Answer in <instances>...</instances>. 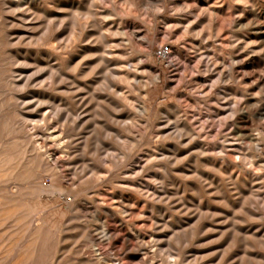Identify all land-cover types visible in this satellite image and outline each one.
Segmentation results:
<instances>
[{
	"label": "rangeland",
	"instance_id": "obj_1",
	"mask_svg": "<svg viewBox=\"0 0 264 264\" xmlns=\"http://www.w3.org/2000/svg\"><path fill=\"white\" fill-rule=\"evenodd\" d=\"M14 1L0 0V124L29 111L41 118L49 106L55 123L0 125V264H144L130 261L138 247L130 231L157 243L159 264L169 253L180 264H264V172L239 171L221 145L240 137L225 94L240 106L241 92L264 104V0H34L33 13ZM161 46L166 59L156 56ZM216 60L233 74L218 78ZM8 74L24 80L19 91ZM16 92L39 100L25 108ZM247 113L255 133L264 131V111ZM21 127L50 133L56 140L36 137L42 163L51 152L60 162L46 170L41 159L22 160ZM230 175L255 178L252 202V183L227 185Z\"/></svg>",
	"mask_w": 264,
	"mask_h": 264
},
{
	"label": "bare ground",
	"instance_id": "obj_2",
	"mask_svg": "<svg viewBox=\"0 0 264 264\" xmlns=\"http://www.w3.org/2000/svg\"><path fill=\"white\" fill-rule=\"evenodd\" d=\"M2 1V0H1ZM33 1L34 0H24L23 1V3H22V1H14L15 2V5L17 6V7H20L21 6V4H27L28 3V7H27V10H30L32 13L33 12H35L34 11V9H33V6L35 5V3L36 2H34V5H33ZM126 1V0H125ZM130 1V0H129ZM147 1V0H146ZM256 2H258V1H256ZM63 3V2H62ZM38 5H39V3H37ZM12 5V4H11ZM14 5V6H15ZM33 5V6H32ZM210 5V4H209ZM13 6V7H14ZM43 6V5H42ZM42 6H40V8L42 7ZM12 7V6H11ZM11 7H10V9H11ZM12 7V8H13ZM24 7H25V5H24ZM35 7V6H34ZM46 7V6H45ZM44 7V8H45ZM257 7V6H256ZM7 8H8V4H7ZM37 8V7H36ZM39 8V9H40ZM16 9V8H15ZM23 9V8H22ZM25 9V8H24ZM219 9V8H218ZM7 10V9H6ZM259 10V9H258ZM16 11H20V10H16ZM46 11V10H45ZM240 11V10H239ZM250 11H251V9H250ZM21 12V11H20ZM23 12V11H22ZM218 12V11H217ZM242 12V11H241ZM253 12V11H252ZM41 13V12H40ZM250 13V12H249ZM107 14V13H106ZM113 15V14H112ZM209 15L210 16H214V12H209ZM254 15L257 17V15H259V14H257V13H255L254 12ZM106 16H108V15H106ZM21 18H22V20L23 21H26L27 20V18H28V16H27V14L26 13H21ZM30 20V19H29ZM253 20V19H252ZM17 21H18V19H17ZM208 21V20H207ZM251 21V20H250ZM255 21V20H254ZM253 21V22H254ZM13 22V21H12ZM259 22V21H258ZM257 21H256V23H258ZM3 23V22H2ZM5 23V22H4ZM7 23V22H6ZM211 23H212V20H211ZM24 24H26V23H24ZM29 24V23H28ZM239 24V23H238ZM250 24V23H249ZM7 25V24H6ZM48 25V24H47ZM100 25V24H99ZM256 25V24H255ZM240 26V25H239ZM47 29H49V28H47ZM254 29H260V27L258 26H256V27H254ZM195 30V29H194ZM121 32V31H120ZM122 33H123V31H122ZM118 34V33H117ZM8 35V34H7ZM244 37V36H243ZM245 38V37H244ZM264 38V37H263ZM247 39V38H246ZM250 39V38H249ZM120 40V39H119ZM44 41H46L45 39H44ZM43 41V42H44ZM121 41V40H120ZM253 41V40H252ZM53 42V41H52ZM105 43V42H104ZM201 43V42H200ZM4 44V43H3ZM40 44V43H39ZM195 44V43H194ZM52 45H53V43H52ZM244 45V44H243ZM64 47H65V45H63ZM198 46V45H197ZM213 46V45H212ZM252 46V45H251ZM217 47V46H216ZM245 47H246V45H245ZM202 48V47H201ZM212 48V47H211ZM214 49V48H213ZM49 50V49H48ZM257 50V49H256ZM255 50V51H256ZM251 51V50H250ZM259 51V50H258ZM208 52V51H207ZM31 53V52H30ZM37 53V52H36ZM254 53V52H253ZM16 54V53H15ZM32 55V54H31ZM44 55V54H43ZM46 55V54H45ZM44 55V56H45ZM27 56V55H26ZM34 56H36V55H34ZM37 56H38V54H37ZM240 56V55H239ZM24 57V56H23ZM33 57V56H32ZM47 57V56H46ZM232 57V56H231ZM237 57V56H236ZM21 58V57H20ZM38 58V57H37ZM25 59H27V58H25ZM29 59V58H28ZM33 59V58H32ZM35 60V59H34ZM233 60H234V62L233 63H236L235 62V57L233 58ZM1 61V60H0ZM36 61V60H35ZM215 63H214V68H215V71H216V73H217V76H218V78H223L224 77V75H225V73H226V70L228 69V67L225 65V61L224 60H216V61H214ZM248 62V61H247ZM5 63V62H4ZM4 63H2V64H4ZM256 63H258V62H256ZM9 64V63H8ZM50 64V63H49ZM247 64V63H246ZM259 64V63H258ZM22 65V64H21ZM48 65V64H47ZM260 65V64H259ZM10 66V65H9ZM23 66H25V65H23ZM49 66V68H50V65H48ZM232 66V65H231ZM230 66V68L228 69L229 70V73H230V75L231 74H233L232 73V67ZM4 67H8V66H4ZM12 67V66H11ZM19 67H20V64H19ZM19 67H17V68H19ZM52 67V66H51ZM242 67V66H241ZM262 67V66H261ZM21 68V67H20ZM48 68V67H47ZM6 69V68H5ZM24 69V68H23ZM54 69V68H53ZM56 69V68H55ZM260 69V68H259ZM11 70V69H10ZM13 70V69H12ZM22 70V69H21ZM263 70H264V68H263ZM9 71V70H8ZM51 71V70H50ZM36 73V72H35ZM52 73V72H51ZM4 74V73H3ZM25 74V73H24ZM34 74V73H33ZM1 75V74H0ZM50 75H52V74H50ZM216 76V75H215ZM11 77H13V76H11V75H7L6 76V81L9 83V85H11L13 88H11V90L13 89H16V90H20V88L22 87V83H21V81H24V80H21V78H19V79H13V78H11ZM62 77V76H61ZM33 78V77H32ZM258 79V81H263V79H264V77L263 76H259V78H257ZM51 80H48V82H50ZM247 81V80H246ZM1 82V81H0ZM6 82V83H7ZM32 82V81H31ZM30 82V83H31ZM34 82H36V81H34ZM33 82V83H34ZM39 82H41V81H39ZM38 82V83H39ZM251 82V81H250ZM7 83V84H8ZM6 84V85H7ZM45 84V83H44ZM52 84V83H51ZM5 85V86H6ZM48 85V84H47ZM28 86V85H27ZM37 86H38V84H37ZM41 86V85H40ZM44 87V86H43ZM45 87H46V85H45ZM5 88H7V87H5ZM9 88V87H8ZM36 88V87H35ZM49 88V87H48ZM37 90H38V88H36ZM46 89V88H45ZM35 90V89H34ZM7 91V90H6ZM36 91V90H35ZM45 91V90H44ZM235 91V90H234ZM234 91H232V95L234 96V97H236L237 96V93L236 92H234ZM8 92V91H7ZM23 92H24V90H23ZM9 93V92H8ZM21 93V92H20ZM44 93V92H43ZM24 93H22V95H23ZM50 94V93H49ZM250 94V93H249ZM248 93H244V92H241L240 93V95H239V97L241 96V99L240 100H242V105L240 106V105H238V103H236V102H233V100H230L228 97H226V94H225V96H224V100H225V104H226V108L228 109V110H230V112L234 115V120H233V124H234V126H235V131L240 135V137H238V138H234V136H232L231 134H227L226 136H224L223 137V139H222V143H221V145H222V147H223V149H229V150H231V152H232V155H233V159H234V166L239 170V171H246V172H249V173H251L252 171H253V169H258V170H260V171H262V172H264V148H263V143L262 142H264V131H259L258 133H255V130L258 128H256V127H254V125L253 124H251V123H249L248 122V119H250V118H248V113L247 112H249V114H251V115H254V116H256V117H261L262 115H263V111H264V104L262 103V99H259V98H257V97H255V98H253V95L251 94V95H249ZM10 95V94H9ZM22 95H20L18 92H16V94L14 95V99H15V101L17 102V103H22V105H24V107L26 108H28V106H30L34 101V99H35V97H37V96H39L37 93H32V95H28V96H24V97H22ZM11 96V95H10ZM9 96V97H10ZM28 97H32L33 99H31V100H26V98H28ZM4 98V97H3ZM231 98V97H230ZM233 98V97H232ZM8 99V98H7ZM13 99V100H14ZM48 99V98H47ZM12 100V101H13ZM35 100H39V98L38 99H35ZM40 100H41V98H40ZM45 100V99H44ZM235 100V99H234ZM5 101V100H4ZM8 101V100H7ZM12 101L10 102V103H12ZM47 101V100H46ZM2 102V101H1ZM44 102V101H43ZM3 104L4 103H1V105H0V112H2V110H4V109H2V107H3ZM7 104V103H6ZM14 104V103H13ZM55 104H57V103H55ZM47 105V104H46ZM45 105V106H46ZM60 105V104H59ZM248 105V107L250 108V111H247L246 110V108H245V106H247ZM6 106V105H5ZM8 106V105H7ZM6 106V107H7ZM14 106H17L16 105V103H15V105ZM44 106V105H43ZM45 106H44V108H45ZM55 106V105H54ZM225 106V105H224ZM5 107V108H6ZM12 107V106H11ZM47 107V106H46ZM53 107V106H52ZM62 107V106H61ZM65 107V106H64ZM10 108V107H9ZM14 109V108H13ZM61 109V108H60ZM6 110V109H5ZM9 110V109H8ZM15 110V109H14ZM22 110V109H21ZM44 110V109H43ZM42 110V111H43ZM53 110H55L54 108H51V106H49L48 108H47V111H45V112H43L40 116H41V118H36V117H38V115H35V114H33V112H31V111H29V112H26V114L24 115V116H22L20 113V115H21V117H19V118H17L15 121L13 120V121H11L10 119H11V117H9V120L10 121H3L2 123H25V125H26V123H50V124H52V123H55L53 120H52V116H53V114L55 113H53ZM70 110V109H69ZM7 111V110H6ZM16 111V110H15ZM14 111V112H15ZM18 111V110H17ZM23 111V110H22ZM199 111V110H198ZM8 112V111H7ZM13 111H11V113H12ZM21 112V111H20ZM6 113V112H5ZM4 113V114H5ZM23 113V112H22ZM41 112H39V114H40ZM70 113H72V115L74 114L73 112H70ZM165 113V112H164ZM18 114V115H19ZM69 114V113H68ZM11 115H13V114H11ZM15 115V114H14ZM13 115V116H14ZM70 115V114H69ZM176 115V114H175ZM174 115V116H175ZM17 116V115H16ZM76 116V115H75ZM57 117V116H56ZM179 118V117H178ZM65 119V118H64ZM5 120H7V119H5ZM180 120V119H179ZM179 120H177V121H179ZM181 122V121H180ZM258 122V121H257ZM1 123V124H2ZM0 124V125H1ZM57 124V123H56ZM59 124V123H58ZM180 124V123H179ZM179 124H178V126H179ZM14 125V124H13ZM24 125V126H25ZM75 125V124H74ZM2 126V125H1ZM44 126H46V125H44ZM49 126V125H48ZM56 126V125H55ZM55 126H53V128L55 127ZM69 126V125H68ZM73 126V125H72ZM29 127V126H28ZM40 127V126H39ZM61 127H62V125H61ZM13 128V127H12ZM34 128H36V127H34ZM49 128H50V126H49ZM64 128V127H63ZM69 128H70V126H69ZM75 128V127H74ZM184 129H185V127H183ZM264 128V127H263ZM7 129V128H6ZM31 129V128H30ZM46 129V128H45ZM52 129V128H51ZM57 129H58V127H57ZM187 129V128H186ZM258 129H260L261 130V128H258ZM257 129V130H258ZM42 130V129H41ZM76 130V129H75ZM31 131V130H30ZM34 131V130H33ZM50 131H52V130H50ZM49 131V132H50ZM59 131V130H58ZM68 131V130H67ZM83 131V130H82ZM12 132V131H11ZM20 132H22L23 133V136L25 137V139H26V141H27V146H25L24 144V148L23 149H21L20 150V158L22 159V160H25V161H27V162H33V163H36V162H38V163H40V159H41V165L43 166V168L44 169H46V170H50L51 169V163H53V161L55 160V162L54 163H56V164H58L59 162H60V158L61 157H54L55 155L51 152V150H48V152H51L50 153V158L48 159V157H47V160L45 161L46 162V164L44 165L43 163H45V162H43L42 163V160L44 159V157H41V155H43L44 156V154H41V152L43 153V151H41V148L43 147V146H38V144H36V137L37 136H39V138L38 139H40L41 137L45 140L46 139V134L47 133H43V132H40L39 130H37V128H36V130H35V132L34 133H28L26 130H25V128H23V127H21L20 128ZM32 132V131H31ZM45 132V131H44ZM72 132V131H71ZM5 133V132H4ZM13 133H15V132H13ZM55 133V132H54ZM52 134V133H51ZM57 134V133H56ZM9 135V134H8ZM49 135V137H51L50 136V133H48L47 134V136ZM55 135V134H54ZM65 137V136H64ZM243 137H245V138H247V145H248V147H246L245 145L246 144H244V141H237V140H241ZM69 139H70V137H68ZM13 139H16V138H13ZM51 140L52 139H54V140H56L55 138H53V137H51L50 138ZM18 140V139H17ZM22 140V139H21ZM58 140H59V138H58ZM57 140V141H58ZM25 141V140H24ZM62 141V140H61ZM37 142H39V141H37ZM65 142H66V140H65ZM64 142V143H65ZM13 143V142H12ZM20 143H22V142H20ZM53 143V142H52ZM60 143V142H59ZM2 144V143H1ZM10 144V143H9ZM8 144V145H9ZM17 144V143H16ZM49 144V143H48ZM51 144V143H50ZM20 145V144H19ZM22 145V146H23ZM40 145H41V143H40ZM60 145H63V143L62 144H60ZM65 145H67V142H66V144ZM64 145V146H65ZM12 146H14V145H12ZM51 146V145H50ZM46 147V146H45ZM169 147V146H168ZM16 148V147H15ZM22 148V147H21ZM50 148V147H49ZM53 148H54V145H53ZM60 148V147H59ZM59 148H58V150H59ZM162 148V147H161ZM164 148V147H163ZM174 148V147H173ZM45 149V148H44ZM48 149V148H47ZM46 149V150H47ZM55 149V148H54ZM62 149V148H61ZM60 149V150H61ZM45 150V151H46ZM57 150V151H58ZM63 150V149H62ZM164 150V149H163ZM54 151V150H53ZM17 152V151H16ZM161 152V151H160ZM28 153H31L30 154V156H29V154ZM60 153V152H59ZM163 153V152H162ZM17 154V153H16ZM15 154V155H16ZM47 154H49V153H47ZM57 154V153H56ZM164 154H165V152H164ZM46 155V154H45ZM68 155V154H67ZM10 156V155H9ZM8 156V157H9ZM61 156H62V154H61ZM151 156H152V158H150V160L151 159H153V160H157V162H158V155H157V152L156 153H153V151H152V154H151ZM150 156V157H151ZM162 156V155H161ZM1 157V156H0ZM62 157H64V155L62 156ZM171 157V156H170ZM19 158V157H18ZM46 158V157H45ZM1 159V158H0ZM11 160H12V157L10 158ZM50 160H53L52 162L50 161ZM165 160V159H164ZM14 161V160H13ZM12 161V162H13ZM21 161V160H20ZM167 161V160H166ZM166 161H163V162H165L164 164H166ZM156 163V162H155ZM11 164V163H10ZM20 164V163H19ZM18 164V165H19ZM152 164V163H151ZM161 164H163V163H161ZM16 165V164H15ZM14 165V166H15ZM37 165V164H36ZM54 165V164H53ZM153 165H155V164H153ZM167 165V164H166ZM14 166L13 167H11V168H13L12 170H15L14 169ZM34 167H35V165H33ZM58 166H60V165H58ZM37 167V166H36ZM168 167V166H167ZM3 168H4V165H3ZM17 168V167H16ZM2 169V167L0 168V170ZM9 169V168H8ZM12 172H14V171H12ZM38 172L39 171H37V174H38ZM42 173V172H41ZM40 172H39V174H41ZM248 173V174H249ZM253 173V172H252ZM251 173V174H252ZM35 174V173H34ZM11 175H13V174H11ZM33 175V174H32ZM52 175V174H51ZM102 175V174H101ZM31 176V175H30ZM56 176H58V175H56ZM33 177L34 176H32V179H33ZM36 177H38V176H36ZM51 177V176H50ZM97 177V176H96ZM101 177V176H100ZM103 177L104 176H102V179H103ZM32 179H31V181H32ZM37 179H39V177L37 178ZM25 180V179H24ZM250 180V181H249ZM101 181V180H100ZM104 181V180H103ZM102 181V183L104 184V182ZM110 181V180H109ZM109 181H108V184H110L111 183V181H110V183H109ZM253 181H255V178H251V179H248V180H243V181H241V179H240V177L237 175L236 177L234 176V175H230V176H228V178H227V185L228 184H233L234 186H237L238 188H239V186H241L242 184H248V183H252V188H250V189H252V191H251V202H252V199L253 198H255L257 195H258V188H256V184L253 182ZM35 183V182H34ZM79 183V182H78ZM113 183V182H112ZM10 184H11V182H10ZM13 184H15V183H13ZM26 184V183H25ZM29 184H31L30 183V181H29ZM59 184H61V183H59ZM100 184V183H99ZM221 184V183H220ZM219 184V185H220ZM31 185H33V184H31ZM35 185V184H34ZM50 185V184H49ZM56 185V184H55ZM55 185H54V187H55ZM77 185V184H76ZM75 185V186H76ZM94 185V184H93ZM97 185V184H96ZM5 186V185H4ZM10 186V185H9ZM21 186V185H20ZM59 186V185H58ZM63 185H61V187H62ZM245 186V185H244ZM248 186V185H247ZM250 186V185H249ZM36 187H38V186H36ZM73 187V186H72ZM91 187V186H90ZM65 188V187H64ZM222 188H223V186H222ZM18 189V188H17ZM63 189V188H62ZM87 189H89V188H87ZM219 189H221V187L219 186ZM13 190V189H12ZM54 190V189H53ZM63 190H65V189H63ZM67 190V189H66ZM74 190V189H73ZM76 193V192H75ZM95 193V192H94ZM157 193V192H156ZM92 194V193H91ZM98 194V193H97ZM83 196H84V194H83ZM127 196V195H126ZM249 196V195H248ZM85 197V196H84ZM87 197V196H86ZM96 197V196H95ZM117 197H119V196H117ZM129 197V196H128ZM81 198H83V197H81ZM91 198V197H90ZM97 198V197H96ZM99 198V197H98ZM119 198H121V197H119ZM134 198V197H133ZM75 200V199H74ZM78 200H80V202H81V199H78ZM86 200V199H85ZM89 200V199H88ZM134 200V199H133ZM10 201V200H9ZM12 201V200H11ZM73 201V200H72ZM76 201V200H75ZM93 201V200H92ZM90 202V201H89ZM88 202V203H89ZM98 202V201H97ZM77 203V202H76ZM75 203V204H76ZM92 203V202H91ZM94 203V202H93ZM82 204H83V202H82ZM81 204V205H82ZM96 204H99V203H96ZM128 204H130V203H128ZM84 205V204H83ZM93 205V204H92ZM243 205V204H242ZM96 206H98V205H96ZM143 207V206H142ZM105 208H106V206H105ZM108 208V207H107ZM106 208V212L107 213H109V214H111L110 212V210H109V208L107 209ZM76 209H79V208H76ZM81 209V208H80ZM104 209V208H103ZM112 209V208H111ZM140 209V208H139ZM82 210V209H81ZM80 211V210H79ZM218 211V210H217ZM97 212V211H96ZM129 212V211H128ZM253 213V212H252ZM112 214H115L114 212L112 213ZM115 215H117V214H115ZM27 216V215H26ZM78 216V215H77ZM106 216V215H105ZM113 216V215H112ZM111 216V217H112ZM118 216V215H117ZM98 217V216H97ZM110 217V216H109ZM119 217V216H118ZM4 218V217H3ZM77 218V217H76ZM115 219H116V221L118 222V221H122V219H117L116 217H114ZM120 218V217H119ZM121 218H123V217H121ZM28 219V218H27ZM102 219V218H101ZM31 220V219H30ZM97 220V219H96ZM99 220H100V218H99ZM133 220V219H132ZM28 221V220H27ZM113 221V220H112ZM125 221H127L126 219H125ZM29 222V221H28ZM30 222H33L32 220L30 221ZM91 222V221H90ZM94 222V221H93ZM100 221H98V223H99ZM115 222V221H114ZM123 223V222H122ZM130 223H132L131 222V220H130ZM4 224V223H3ZM79 224V223H78ZM81 224V223H80ZM116 224V223H115ZM125 224V223H124ZM33 225H34V223H33ZM75 225V224H74ZM82 225V224H81ZM85 225V224H84ZM91 225H92V223H91ZM100 225H101V228H102V231H103V233L105 234V235H108L109 234V232H110V229L111 228H108V224H106V222L105 221H101L100 222ZM126 225V224H125ZM134 225V224H133ZM80 226V225H79ZM129 227V226H128ZM135 227V226H134ZM38 229H39V226H38ZM38 229H37V231H38ZM114 230V229H113ZM131 230V229H130ZM40 231V230H39ZM98 231V230H97ZM129 231V230H128ZM30 232V231H29ZM35 233H37V232H35ZM243 233H245V232H243ZM72 234V233H71ZM129 237H132V238H134L136 241H137V244H138V247L137 246H135L134 244H133V242H132V244L135 246V247H137V249H135L136 251L135 252H133L132 253V256H131V259H130V261L132 260V259H135L136 260V258L138 257V256H142V260H143V262H144V264H157L158 262H156V260H155V252H156V248H155V245L157 246V243L156 244H153L152 245V243H151V241L149 242L147 239H146V237L144 236V235H141L140 233H136V232H133V231H130L129 233ZM91 235V234H90ZM104 235V236H105ZM28 236V235H27ZM31 236V235H30ZM126 236V235H125ZM29 238V237H28ZM106 239V238H105ZM156 239V238H155ZM94 240V239H93ZM124 240V239H123ZM160 241V240H159ZM158 241V242H159ZM122 242V241H121ZM95 243H97V242H95ZM2 244H4V243H2ZM19 244V243H18ZM264 244V243H263ZM95 246V245H94ZM5 249V248H4ZM35 249V248H34ZM96 249H97V247H96ZM129 249H130V247H129ZM98 250V249H97ZM32 251V250H31ZM67 252V251H66ZM94 253V252H93ZM126 253V252H125ZM10 255H11V253H9ZM28 254H30V253H28ZM100 253H98V255H99ZM102 254V253H101ZM117 254H119V253H117ZM95 255V254H94ZM113 255V254H112ZM252 255V254H251ZM33 256V255H32ZM103 256V255H102ZM108 256V255H107ZM114 256V255H113ZM113 256H112V258H113ZM120 256H122V255H120ZM119 256V257H120ZM125 256V255H124ZM172 256L173 255H170V253H169V256H167L168 258H166V260H165V264H180L179 262H178V260H175L174 259V257L172 258ZM100 257V256H99ZM111 257V256H110ZM117 257V256H116ZM123 257V256H122ZM171 257V258H170ZM101 258V257H100ZM100 258H98V259H100ZM103 258V257H102ZM111 258V259H112ZM125 258V257H124ZM172 259H174V260H172ZM127 260H128V262H129V259H126V263H128L127 262ZM93 261V260H92ZM105 261V260H104ZM106 261H108V260H106ZM112 261H114V259L112 260ZM124 261V260H123ZM122 261V262H123ZM133 261V260H132ZM97 262V261H96ZM118 261H116V263H117ZM121 262V261H120ZM121 262V263H122ZM137 262V261H136ZM106 263V262H105ZM110 263H113V262H111L110 261ZM120 263V264H121ZM135 263V262H134ZM93 264H95V263H93ZM98 264V263H97ZM106 264H108V263H106ZM117 264H119V263H117ZM122 264H124V263H122ZM133 264V263H132ZM140 264V263H139ZM159 264V263H158ZM162 264V263H161Z\"/></svg>",
	"mask_w": 264,
	"mask_h": 264
},
{
	"label": "built area",
	"instance_id": "obj_3",
	"mask_svg": "<svg viewBox=\"0 0 264 264\" xmlns=\"http://www.w3.org/2000/svg\"><path fill=\"white\" fill-rule=\"evenodd\" d=\"M170 54V48L168 46H161L156 51V56L160 59H166Z\"/></svg>",
	"mask_w": 264,
	"mask_h": 264
}]
</instances>
